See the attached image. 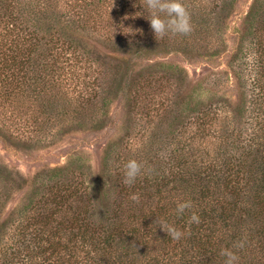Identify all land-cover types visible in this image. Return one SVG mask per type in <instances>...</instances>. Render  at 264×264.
Wrapping results in <instances>:
<instances>
[{
	"label": "trees",
	"instance_id": "obj_1",
	"mask_svg": "<svg viewBox=\"0 0 264 264\" xmlns=\"http://www.w3.org/2000/svg\"><path fill=\"white\" fill-rule=\"evenodd\" d=\"M200 1L182 0L191 32L160 37L146 19V0H0L2 137L17 132L15 140L29 145L48 141L56 128L99 129L116 96L130 115L98 170L72 158L29 181L6 216L15 180L0 171V264H225L222 248L238 264H264V0H254L232 56L241 84L235 109L187 101L180 108L173 81L188 77L181 68L175 76L162 63L98 61L86 42L127 47L137 57L194 45L207 56L214 13ZM82 73L90 92L70 88ZM130 159L143 168L127 185ZM181 200L192 207L177 215ZM193 212L198 224L189 223ZM159 222L185 235L173 240Z\"/></svg>",
	"mask_w": 264,
	"mask_h": 264
},
{
	"label": "rangeland",
	"instance_id": "obj_2",
	"mask_svg": "<svg viewBox=\"0 0 264 264\" xmlns=\"http://www.w3.org/2000/svg\"><path fill=\"white\" fill-rule=\"evenodd\" d=\"M200 2L197 7L214 13L211 24L214 36L207 56L201 54L197 56L194 53L196 49L194 45H189L191 51L168 48L164 52L156 50L149 54L144 52L142 56L137 57L127 47L122 51L123 49L115 50L114 45L108 48L89 39L86 42L90 44V50L98 61H103L108 55H117L131 59V64L134 63L133 66L137 68L162 63L172 65L174 69H170L169 74L175 76L179 75L178 69L181 68L180 70L188 77L186 76V80L183 79L184 82L181 83L176 79L173 81L174 91L182 93L180 98H173L180 108H185L187 101L192 107H206L211 104L219 105L224 110L235 109L241 99L239 96L241 84L237 79L232 56L240 44L246 18L254 0ZM108 62L113 66V61ZM91 85L90 76L82 73L76 75L70 88L90 92ZM190 95L194 98L187 99L186 97ZM4 104L7 106V102ZM127 110L129 111V106L126 102L122 97L116 96L110 105V117L101 128L97 129L96 125L83 130L68 129V126L56 128L48 141L30 143L31 146L17 142L15 140L19 135L17 132L12 133L14 137L0 135V171H4L15 180V183L10 185L13 199L7 206L4 216L23 202L30 189L29 181L36 176H44L55 168L67 166L72 158L80 157L92 169L98 170L108 145L115 143L125 134V128L128 126L126 123L130 119Z\"/></svg>",
	"mask_w": 264,
	"mask_h": 264
},
{
	"label": "clouds",
	"instance_id": "obj_3",
	"mask_svg": "<svg viewBox=\"0 0 264 264\" xmlns=\"http://www.w3.org/2000/svg\"><path fill=\"white\" fill-rule=\"evenodd\" d=\"M146 6L149 10V17L146 19L150 22L155 36L163 37L168 33L187 34L191 32L190 15L182 0H146ZM161 14H164L163 18ZM128 34H134V30L131 28ZM142 168V163L136 159L128 160L124 165V183L132 185L141 175ZM131 199L139 201V195L133 194ZM191 207L192 202L190 200H181L177 202L175 212L177 215H182L186 209H190ZM199 222L200 217L193 212L189 223L198 224ZM159 226L173 240H180L185 235L183 231L173 224L159 222ZM220 254L225 257V264H238L239 257L231 248H222Z\"/></svg>",
	"mask_w": 264,
	"mask_h": 264
}]
</instances>
